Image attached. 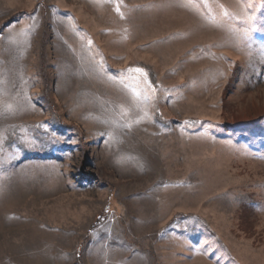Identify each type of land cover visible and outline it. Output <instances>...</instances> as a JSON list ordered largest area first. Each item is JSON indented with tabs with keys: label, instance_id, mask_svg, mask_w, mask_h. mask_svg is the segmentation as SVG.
<instances>
[{
	"label": "rangeland",
	"instance_id": "obj_1",
	"mask_svg": "<svg viewBox=\"0 0 264 264\" xmlns=\"http://www.w3.org/2000/svg\"><path fill=\"white\" fill-rule=\"evenodd\" d=\"M0 264H264V0H0Z\"/></svg>",
	"mask_w": 264,
	"mask_h": 264
}]
</instances>
